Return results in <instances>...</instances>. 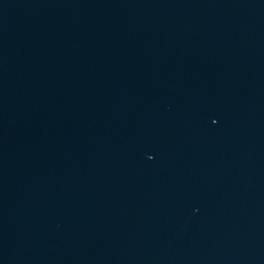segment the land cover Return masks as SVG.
I'll return each instance as SVG.
<instances>
[{"label":"water","instance_id":"water-1","mask_svg":"<svg viewBox=\"0 0 264 264\" xmlns=\"http://www.w3.org/2000/svg\"><path fill=\"white\" fill-rule=\"evenodd\" d=\"M0 264H264V0H0Z\"/></svg>","mask_w":264,"mask_h":264}]
</instances>
